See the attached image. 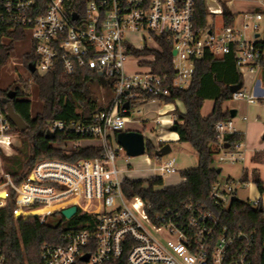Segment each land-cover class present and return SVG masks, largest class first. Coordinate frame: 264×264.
<instances>
[{
  "label": "built area",
  "instance_id": "built-area-1",
  "mask_svg": "<svg viewBox=\"0 0 264 264\" xmlns=\"http://www.w3.org/2000/svg\"><path fill=\"white\" fill-rule=\"evenodd\" d=\"M46 2L43 12L36 0H0V26L27 35L29 52L37 59V75L49 74L58 63L69 76L88 67L97 74L101 89L111 87L113 94L91 123L56 120L47 130L69 141L72 137L98 141L100 158L73 163L41 160L20 185L9 174L3 175L0 192L5 198L0 210L13 200L14 191L15 221L36 216L48 223L50 217L61 218L62 212L71 207H77L73 218L93 217V224L87 228L68 231L58 244H45L42 264H77L85 255L90 258L84 264H106L119 260L125 252L127 264H252L253 235L221 228L213 209L190 203L153 221L140 198L127 200L117 169L118 157L125 150L117 143V134L125 131L136 104L146 103L149 97L162 103L161 97L168 96L172 88L188 89L196 61L206 54L219 59L234 55L243 86L230 101L255 104L257 99L244 80L247 78L252 86L257 72L264 68V25L260 23L264 9L245 14V21H253L243 27L252 28L254 37L250 41L235 26L216 30L207 25L197 32L195 0H88L83 15L73 11L74 0ZM211 3L215 1H207L208 15L221 16L222 8ZM74 15H78L77 20H73ZM162 42L173 55L174 75L169 87V76L153 70ZM174 122V118L162 121L168 128ZM10 130L11 122L0 109V146L9 148L14 143L16 136ZM215 130L219 143L224 144L227 135L235 134L233 120L217 123ZM153 144L156 151L161 148V144ZM219 160L236 162L239 157L230 153ZM155 171L161 177L176 174L175 159L161 160ZM234 198L235 188L230 182L224 188H213L212 199L223 210ZM249 203L254 208L260 205L257 200ZM0 264H7L1 239Z\"/></svg>",
  "mask_w": 264,
  "mask_h": 264
},
{
  "label": "trees",
  "instance_id": "trees-1",
  "mask_svg": "<svg viewBox=\"0 0 264 264\" xmlns=\"http://www.w3.org/2000/svg\"><path fill=\"white\" fill-rule=\"evenodd\" d=\"M37 7L46 9V0H36ZM88 0H74L73 11L84 14ZM208 0H195V29L197 32L205 30L208 25ZM222 8V21L224 27H234L237 14L230 11L226 4ZM215 17V16H214ZM27 35L20 30L12 31L6 26H0V79L2 70L12 58L15 45L27 39ZM162 52H158L157 61L153 70L161 76H169L166 86L171 85L174 69L172 66V50L163 42ZM140 54V53H139ZM37 61L33 53L28 52L24 62L29 70L30 64ZM30 72V71H29ZM36 86L38 98L42 103L41 111L33 115L32 100L26 82L16 81L9 89L0 86V109L7 114L4 99L8 92L16 91V97L11 100L15 112L25 121L28 129L21 133L12 123L10 134L23 139L24 147L19 151L20 158L4 159L12 165L6 167V172L13 178L16 185H20L26 179L37 162L41 160H59L63 162H76L80 159H94L102 156L100 147H80L67 149V144H78L83 139L72 137L71 141L62 134L54 135L53 140L46 138L48 126L56 120L77 121L91 123L92 117L102 112L110 103L113 90L111 87L101 89L97 74L88 67L78 69L74 75H66L60 63L45 76L36 73L31 74ZM21 83L22 87L16 86ZM242 82L234 55H226L223 58H215L206 54L196 61L195 73L191 86L188 89L172 88L168 96L161 97L166 105H175L174 125L177 126L176 134L178 143L189 144L198 155L199 164L195 169L180 172L184 181L178 186L157 190L162 187V177H153L147 181L125 179L122 183V191L127 200L140 198L146 207L149 217L155 221L159 215L167 211L181 210L190 203L205 205L213 209L220 220V227L229 231H243L253 235L252 264H264V211L260 204L257 208L249 202L234 198L229 207L223 210L212 199L213 188L220 183L218 169L214 168V147L219 143L215 126L219 122L231 119L230 112L224 111L223 106L231 100V87ZM101 92L104 93L103 98ZM103 99L108 102L104 105ZM213 101V112L208 117H203L202 109L206 101ZM147 102H152L148 98ZM178 103L184 106L182 112ZM243 141L241 134L227 135L224 142L229 149ZM166 143L161 144L163 147ZM223 145V147H224ZM147 155L156 161L162 159L155 156V146L147 141ZM255 161H264L263 155H257ZM252 181L261 194L264 193V182L255 170L249 176L243 175L241 182ZM4 182L0 175V184ZM0 197H5L0 192ZM15 192H11L14 200ZM3 199H1L2 201ZM12 200V201H13ZM9 202L7 207L0 210V239L1 247L6 256L7 264H42L41 250L45 244H58L61 237L71 230H83L88 224H93L92 216L78 215L67 221L61 217L58 224L42 223L36 216H27L14 220V203ZM3 201L0 205H3ZM128 252L117 261L106 264H127ZM77 264H84L78 262Z\"/></svg>",
  "mask_w": 264,
  "mask_h": 264
},
{
  "label": "rangeland",
  "instance_id": "rangeland-1",
  "mask_svg": "<svg viewBox=\"0 0 264 264\" xmlns=\"http://www.w3.org/2000/svg\"><path fill=\"white\" fill-rule=\"evenodd\" d=\"M214 3H211L210 6L221 8L223 4H226L231 12L237 14V19L235 22V27L238 30H241L244 34V37L247 40H253L254 33L252 28L248 30H244L243 27L245 24H253V21H245V14L252 13L258 9H264V0H214ZM229 1H232L231 5L228 4ZM261 12H263L261 10ZM261 25H264V20L260 22ZM208 25L215 28L216 30H220L223 27V21L221 16H212L208 17ZM31 43L27 38L23 42H18L15 45V50L13 52L12 58L10 59L7 66L2 70L0 86L4 89H9L13 83L16 81L26 82L28 86V90L30 93V97L32 100V113L33 115L37 114L41 111L42 103L38 98L36 86L34 85L31 73L29 72L25 62L24 57L30 51ZM245 87L250 90L253 89V86H249V82L247 78L244 80ZM16 86L22 87L21 83H17ZM12 90V89H11ZM101 97L103 98L104 93L101 92ZM104 105L106 106L108 102L104 99ZM243 101L232 102L228 101L224 104L223 109L231 110L236 108L238 110V116L235 118L236 126H246V123L241 122L243 112L241 111L240 104ZM244 103V102H243ZM179 109L183 112L184 106L180 103L177 104ZM214 106V102L209 100L206 101L204 107L202 109V113L205 115L212 110ZM175 105H166L165 103L160 102H146V103H138L134 106L130 115V122L125 126V131H136L142 133L147 141L154 142L157 145L163 144L164 142H160V140L170 133L168 128L164 127V123L161 122V118H174L173 109ZM98 141H80L78 144H67V149L76 148V145L80 147H99ZM225 144V143H224ZM221 143V148L224 145ZM93 145V146H88ZM24 147L23 139L19 136H16L14 143L11 147L5 148L0 146V175L8 174L6 172V167L12 165L11 162H7L4 159L11 158H20L19 151ZM118 146L116 145V148ZM172 152L168 156L162 158L163 162H167L168 160L175 159V166L177 168V172L174 175H167L163 178L164 185L162 187H157V190H162L164 188L171 187L169 184L174 182V179L181 178L180 172L195 169L198 167L199 160L198 155L192 149L189 144H171ZM216 147H214V150ZM224 148V147H223ZM233 149H223L219 154L215 155L214 160V168L220 169V167L227 166L231 162L225 161L220 162V157H227L232 153ZM160 166V161H156L151 159L147 154L140 157H129L125 151L120 153L117 161V169L120 171V179L125 180H136V181H147L150 178L159 176V173L155 171L156 168ZM161 177V176H159ZM222 179H220V186L222 185ZM233 188L240 187L235 184H232ZM225 187V186H224ZM223 187V188H224ZM239 200H244L245 195L243 193H239ZM60 218L58 216L50 217L48 219V223L54 224L58 222Z\"/></svg>",
  "mask_w": 264,
  "mask_h": 264
},
{
  "label": "crops",
  "instance_id": "crops-1",
  "mask_svg": "<svg viewBox=\"0 0 264 264\" xmlns=\"http://www.w3.org/2000/svg\"><path fill=\"white\" fill-rule=\"evenodd\" d=\"M250 91L255 95L257 99L256 103L249 104L243 101L244 103L242 102L239 108L243 114H245L242 115L241 122L246 123V126L235 125L234 121L238 116V110H236V108L231 109L237 111L236 117L232 119L235 127V133L241 134L243 136V141L240 143V146L238 148L235 147L234 150H232V153H235L237 157H239V160L236 162H231L227 166L220 167L218 170L221 171L220 179H222V185L225 186L226 183L230 182L240 186L235 187L236 199L239 200V193H243L245 195V199L243 200L244 202L257 200L262 205L264 211V193L261 194L257 186L251 180L248 183L241 182L245 172L251 176L255 170L259 173L261 180L264 182V161L259 162L254 160L257 155L264 156V68L257 72L253 89ZM213 108L205 115L202 113L203 117L206 118L210 116L213 112ZM231 110L225 111L230 112ZM172 111H174V109ZM171 119L173 118H161V122ZM164 127L168 128L166 125H164ZM161 140H163L165 143H169L170 145L172 143L178 144L179 137L176 133L170 132L168 136L166 135ZM215 147L216 155L224 149L223 147L221 148L220 143H218ZM183 181L184 179L182 178H176L172 184H169V186H178ZM238 183L241 184L238 185Z\"/></svg>",
  "mask_w": 264,
  "mask_h": 264
},
{
  "label": "water",
  "instance_id": "water-1",
  "mask_svg": "<svg viewBox=\"0 0 264 264\" xmlns=\"http://www.w3.org/2000/svg\"><path fill=\"white\" fill-rule=\"evenodd\" d=\"M78 15H74L73 20H77ZM176 53L174 52V55ZM29 71L31 74H35V65L30 64L29 65ZM100 82L102 86H105V81L103 78L100 79ZM243 83H239L236 86L231 87V93L234 94L242 89ZM16 97V91L11 90L8 92L7 97L4 99V103L6 105V111H7V117L10 120V122L21 132H25L28 129V125L25 123V121L15 112L13 105L11 104V100H13ZM237 115L236 110L230 111V117L231 119H234ZM170 132L176 133L177 132V126L173 125L169 128ZM46 138L49 140L54 139V135L47 132ZM264 140V137H263ZM117 143L125 150L126 154L129 157L135 158L140 157L146 154L147 152V139L145 136L136 131H119L117 134ZM224 149H229V145H224ZM172 147L169 143H166L163 147H161L159 150L155 151V156L157 158H164L171 154ZM218 173L220 174L221 171L218 170ZM77 214V207H71L69 209H66L62 212V215L67 220L72 219ZM90 256L85 255L81 261L82 262H88Z\"/></svg>",
  "mask_w": 264,
  "mask_h": 264
},
{
  "label": "bare ground",
  "instance_id": "bare-ground-1",
  "mask_svg": "<svg viewBox=\"0 0 264 264\" xmlns=\"http://www.w3.org/2000/svg\"><path fill=\"white\" fill-rule=\"evenodd\" d=\"M0 198L4 199L5 197H0Z\"/></svg>",
  "mask_w": 264,
  "mask_h": 264
}]
</instances>
